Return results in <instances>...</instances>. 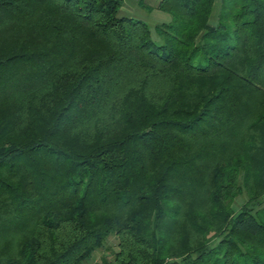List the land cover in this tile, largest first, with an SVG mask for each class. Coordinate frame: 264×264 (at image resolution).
I'll return each instance as SVG.
<instances>
[{"label":"trees","instance_id":"16d2710c","mask_svg":"<svg viewBox=\"0 0 264 264\" xmlns=\"http://www.w3.org/2000/svg\"><path fill=\"white\" fill-rule=\"evenodd\" d=\"M214 2L159 0L156 44L122 0H0V264H264V0Z\"/></svg>","mask_w":264,"mask_h":264},{"label":"rangeland","instance_id":"374dc122","mask_svg":"<svg viewBox=\"0 0 264 264\" xmlns=\"http://www.w3.org/2000/svg\"><path fill=\"white\" fill-rule=\"evenodd\" d=\"M221 1L222 0H215V2L213 4V10H212V14L210 17V24H212V25H215V23H216V19H217V15H218V12L220 9ZM159 15L161 17L162 16L167 17L166 19L169 21V15H167L166 13H163L160 11ZM151 20L148 21L146 24L150 29L151 38H152L153 42H155L156 44H159L160 39L158 38V36L156 35L155 30H154V26H155L154 23L155 22H153ZM240 194H241V196L236 198L235 203L233 204L234 213L239 212V210H240V208L244 202H247L248 204H250L248 201L249 198L247 197L245 191L241 190ZM256 198H257V200L253 201V199H251V201H253V203L257 201V203H258L259 198L258 197H256ZM116 251H117V239L114 237H111L107 240V242L105 243L103 248L95 251L84 264L98 263L102 257H106V258L111 259L113 257V254Z\"/></svg>","mask_w":264,"mask_h":264},{"label":"crops","instance_id":"0c3cea01","mask_svg":"<svg viewBox=\"0 0 264 264\" xmlns=\"http://www.w3.org/2000/svg\"><path fill=\"white\" fill-rule=\"evenodd\" d=\"M158 2L159 0H122V6L117 12V17L139 20L144 23L152 19L151 21L155 22V26L166 23L168 22L167 17L159 15Z\"/></svg>","mask_w":264,"mask_h":264},{"label":"water","instance_id":"95a60500","mask_svg":"<svg viewBox=\"0 0 264 264\" xmlns=\"http://www.w3.org/2000/svg\"><path fill=\"white\" fill-rule=\"evenodd\" d=\"M264 197V196H263Z\"/></svg>","mask_w":264,"mask_h":264}]
</instances>
